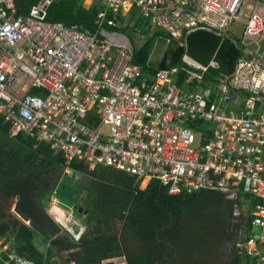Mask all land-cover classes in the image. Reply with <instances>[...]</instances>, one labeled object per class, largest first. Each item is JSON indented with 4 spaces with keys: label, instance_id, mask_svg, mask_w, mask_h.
I'll use <instances>...</instances> for the list:
<instances>
[{
    "label": "built area",
    "instance_id": "obj_1",
    "mask_svg": "<svg viewBox=\"0 0 264 264\" xmlns=\"http://www.w3.org/2000/svg\"><path fill=\"white\" fill-rule=\"evenodd\" d=\"M54 1L23 16L16 0H0V117L10 138L45 142L66 165L159 179L172 193L209 189L264 201V103L254 94L264 91V66L242 58L234 76L215 84L211 102L209 93L175 82L178 68L147 74L131 62L132 49L106 33L131 13L173 39L241 23V44L254 56L264 40V0H101L95 32L48 22ZM186 72L201 83L202 74ZM240 96V109H226ZM250 216L258 235L245 249L264 264V204ZM0 264L33 263L0 252Z\"/></svg>",
    "mask_w": 264,
    "mask_h": 264
},
{
    "label": "trees",
    "instance_id": "obj_2",
    "mask_svg": "<svg viewBox=\"0 0 264 264\" xmlns=\"http://www.w3.org/2000/svg\"><path fill=\"white\" fill-rule=\"evenodd\" d=\"M40 3L41 0H16L18 13L26 16ZM101 9L98 5L85 8L84 0H56L49 7L46 20L95 32ZM150 22L141 18L133 26L120 23L107 28L130 37L133 64L154 74L159 69L177 66L194 70L203 75V88L213 87L235 73L242 58L235 43L236 40L240 44L239 39L200 28L190 33L182 45L172 42L162 30H153ZM138 36L143 38L142 44L138 43ZM155 53L163 56L153 61ZM185 56L207 67V71L188 67ZM212 62L218 67H211ZM179 74L178 82L185 87L189 74L182 70ZM196 84L197 81L191 83L188 90H194ZM33 93L39 94L40 90ZM65 168L86 175L98 190L96 198L82 201L88 212L85 214L83 209L77 218L80 221L73 220L78 228H71L73 234L49 212L52 199L56 198V171ZM142 181L110 168L91 170L80 161L66 165L63 155L53 152L45 142L23 134L10 138L9 125L0 117V242L9 233L13 235L11 247L2 251V256L12 253L33 264H65L62 255L66 264H114L107 261L116 258L123 259L119 264H257L258 256L245 249L258 235L253 217L249 216L243 226L236 218L241 199L248 202L251 211L264 201L251 194L231 198L222 191L209 189L174 194L171 186L159 179H152L148 187L140 190ZM16 197L19 200L15 211L30 225L12 220L13 214L6 206ZM79 227L85 230L77 238ZM229 234L233 254L227 253L224 245ZM260 249L264 252V246Z\"/></svg>",
    "mask_w": 264,
    "mask_h": 264
},
{
    "label": "rangeland",
    "instance_id": "obj_3",
    "mask_svg": "<svg viewBox=\"0 0 264 264\" xmlns=\"http://www.w3.org/2000/svg\"><path fill=\"white\" fill-rule=\"evenodd\" d=\"M233 29L235 30L234 35L237 38L242 37V33L244 30L243 24H235ZM113 41H118V37L114 36L111 38ZM259 59V58H258ZM244 102V97L240 96L238 98L237 103H228V108L230 109H236L238 106L242 105ZM54 152V151H53ZM68 164V163H67ZM96 168V167H95ZM95 168H91V170H94ZM111 169V168H110ZM116 170V169H113ZM119 171V170H118ZM123 172V171H121ZM59 178V179H58ZM56 179L57 184L54 189V195L56 199H54V203L51 204L50 207V215L57 221L62 227H65L67 230H71V227L74 228L75 231L78 230L77 226L73 224L74 221H80L78 218V215L80 212H78V209L75 210V207L82 208L87 207V205H84L82 203L83 200L91 201L92 199L96 198L98 195V190L96 186L94 185L93 181L87 177L84 174H81L79 172H75L70 170L69 168L65 169H57L56 171ZM155 179V178H154ZM150 177H146L143 179L142 183L139 185L140 190H144L151 182ZM178 194V193H174ZM243 198V197H242ZM19 200V199H18ZM18 200L13 199L11 204L6 206L7 210L12 212L13 217L12 220L19 219L20 221L24 222V224L30 225V222H28L26 219H23L16 211L15 207L18 202ZM4 203V202H2ZM55 208L58 210V214L55 211ZM84 210H87L85 208ZM253 210H250V206L246 200L241 199V205L237 209V215L239 218H241L240 224L243 225L245 221H248L249 216L252 214ZM61 218V219H60ZM71 219V221H70ZM74 220V221H73ZM235 231L238 232L237 228ZM240 236L244 234L243 228L240 229ZM75 237H78L77 235ZM13 242V235L9 233L1 242H0V252L7 251L9 247H11V244ZM255 248V246H254ZM42 249L46 251V247L42 246ZM62 262L65 264L66 258L64 255H62ZM228 264H232L231 262Z\"/></svg>",
    "mask_w": 264,
    "mask_h": 264
},
{
    "label": "crops",
    "instance_id": "obj_4",
    "mask_svg": "<svg viewBox=\"0 0 264 264\" xmlns=\"http://www.w3.org/2000/svg\"><path fill=\"white\" fill-rule=\"evenodd\" d=\"M52 5V4H51ZM50 5V6H51ZM94 5H98V6H101L102 8H103V5H102V3H101V0H84V7L85 8H90V7H94ZM49 9V8H48ZM48 11V10H47ZM131 15L132 16H130L128 19H127V21L125 22V23H122L123 25H121V26H124V25H126V23H129L130 24V26H133L135 23H137L142 17H135V16H137L138 15V13H131ZM23 16H26V15H23ZM29 16V15H28ZM151 23V25H152V28H153V30H155V29H159L157 26H155L152 22H150ZM74 27H76V26H74ZM201 28H207V29H210V30H212V31H218L219 33H221V35L222 36H224L225 37V35H226V37H233V38H237L235 35H234V32H235V30L234 29H232L231 31H228V30H225V31H221V30H214V29H211V28H208V27H201ZM200 29V28H199ZM161 30V29H160ZM163 31V30H162ZM164 33H165V35H167V36H169L165 31H163ZM106 33H107V36H108V38L109 39H111L112 37H114V36H116V37H118L119 39H118V41H113L112 39H111V41H113V43H115V44H118V45H125V46H128L129 48H131L132 50H133V43H132V40L130 39V37L127 35V34H125V33H119V32H109V31H106ZM170 37V36H169ZM187 37H188V35L187 36H185V37H183V38H179V39H173V38H171V40H172V42H178L179 44H184L185 43V41H186V39H187ZM237 39H239V38H237ZM240 40V46L242 47V49L244 50V52H245V57H242V58H245V59H248L249 61H252V62H254L255 61V63H257V64H260V65H262V66H264V40H262L261 42H260V44H259V46H258V53L257 54H255L254 56L251 54V51L248 49V48H245L242 44H241V39H239ZM137 41H138V43L139 44H142L143 43V38L142 37H137ZM171 41H169V43H170ZM163 56V54L162 53H155L154 55H153V61H157L159 58H161ZM241 58V59H242ZM259 58V59H258ZM240 59V60H241ZM184 60H185V62H186V64L188 65V67H191V64L192 65H196V66H202L201 64H199V63H197V62H195L192 58H190V57H188V56H185L184 57ZM239 60V61H240ZM153 64H156V63H158V62H152ZM238 64H239V62H238ZM134 65H137V64H134ZM138 66H140V65H138ZM210 66L211 67H214V68H217L218 67V65H217V63H214V62H212L211 64H210ZM238 66V65H237ZM142 67V66H141ZM204 67V66H203ZM143 68V67H142ZM174 68H178L179 69V72L178 73H176V74H174L173 75V77H174V80H175V82L178 84V85H180V83L178 82V78H180V71L182 70V71H185L186 72V69H183V68H180V67H174ZM237 69V68H236ZM143 70L147 73V74H149V75H154V73H151V71L150 70H145L144 68H143ZM187 73V72H186ZM235 73H236V70H235ZM235 73L232 75V76H234L235 75ZM231 76V77H232ZM230 78V77H229ZM225 79H228V78H225ZM191 83H194V82H190V80H189V78L188 79H186V81H185V87L183 86H181L184 90H186V91H198V92H202V91H204V92H206V93H209V99L211 100V99H213L212 97L214 96V98L216 97L211 91L212 90H214V86L212 87V85H209V86H206V87H202L201 86V83H198V84H196V88L194 89V90H188L189 89V85L191 84ZM233 103V102H232ZM235 104V103H234ZM228 104H226V109H230V108H228V106H227ZM241 108V105L240 106H238V108H236V109H233V110H238V109H240ZM58 212V210L56 211V213ZM58 214V213H57ZM61 219V218H60ZM64 229H66L65 227H63ZM71 228H73V227H71ZM79 229H80V227H79ZM85 230V228H81L80 229V232L78 233V237L83 233V231ZM69 231V230H68ZM70 232L73 234V231H71L70 230ZM77 237V238H78ZM114 263V264H119V263H122L123 262V259H121V258H116V259H111V260H108L107 261V263Z\"/></svg>",
    "mask_w": 264,
    "mask_h": 264
},
{
    "label": "water",
    "instance_id": "obj_5",
    "mask_svg": "<svg viewBox=\"0 0 264 264\" xmlns=\"http://www.w3.org/2000/svg\"><path fill=\"white\" fill-rule=\"evenodd\" d=\"M225 37H226V35H225ZM235 43H236V45L238 46V48L240 49V51H241V54H242V57H245V52H244V50L242 49V47L240 46V44L235 40ZM238 67V66H237ZM249 91V90H248ZM248 91H244V92H248ZM256 96H258V98H259V100L260 101H262L263 103H264V91H261V93H260V91H258V92H256V93H254ZM236 92H235V90H231L230 92H229V94H228V99L229 100H231V101H233L235 98H236ZM19 199V197H16V200H18ZM77 207H75V209H76ZM78 210H79V212H82L83 211V207L82 208H78ZM87 212H88V210H84V213L85 214H87Z\"/></svg>",
    "mask_w": 264,
    "mask_h": 264
},
{
    "label": "flooded vegetation",
    "instance_id": "obj_6",
    "mask_svg": "<svg viewBox=\"0 0 264 264\" xmlns=\"http://www.w3.org/2000/svg\"><path fill=\"white\" fill-rule=\"evenodd\" d=\"M238 218V217H237ZM236 218V221L238 222V220H240L241 218H238L237 219ZM240 222V221H239ZM246 224V221L244 222V224L243 225H245ZM242 225V226H243ZM233 229L235 230L236 229V227L235 226H233ZM229 237H227L226 239H225V246H226V248H227V250H226V252L227 253H230V254H233L234 252H233V245H232V243H233V241L230 239L231 238V234H229L228 235Z\"/></svg>",
    "mask_w": 264,
    "mask_h": 264
},
{
    "label": "bare ground",
    "instance_id": "obj_7",
    "mask_svg": "<svg viewBox=\"0 0 264 264\" xmlns=\"http://www.w3.org/2000/svg\"><path fill=\"white\" fill-rule=\"evenodd\" d=\"M57 211V209L55 208V211H54V213Z\"/></svg>",
    "mask_w": 264,
    "mask_h": 264
}]
</instances>
